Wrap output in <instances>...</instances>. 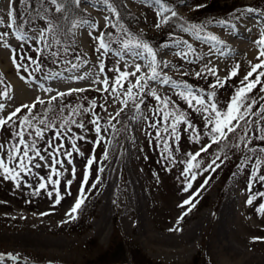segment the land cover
Returning a JSON list of instances; mask_svg holds the SVG:
<instances>
[{
  "label": "rangeland",
  "instance_id": "obj_1",
  "mask_svg": "<svg viewBox=\"0 0 264 264\" xmlns=\"http://www.w3.org/2000/svg\"><path fill=\"white\" fill-rule=\"evenodd\" d=\"M57 2L63 5L61 12L56 11L51 0H12L11 5L9 0H0V33L7 34L0 39V81H3L0 92L7 90L10 97H0V103L4 104L0 119H7L17 108L21 109L7 124L0 125V145L4 146L0 156L8 162L12 146L23 147L19 144L21 138L32 146L28 150L31 163L20 172L18 180L0 175V237L32 236L40 241L67 244L68 248L58 253L69 260L60 264L108 262L101 258L107 251L112 253L121 246L128 263L118 264H134L130 256L133 249L153 264H194L196 260L198 264H242L215 253L209 239L211 230L203 238L199 237L193 247L180 253H170L160 242L183 232L202 214H207L210 221L216 220L228 196L235 193L242 198L237 207V215L240 214L242 219L226 227L228 239L252 256L264 259V212L261 211L264 179L260 178L264 176V163H259L264 160V151H261L264 140L259 139L264 135L261 132L264 114L248 115V123L240 121V127L228 134L227 140L212 143L213 134L207 120L210 113L203 111L204 107L215 103L218 111L226 113L233 97L244 86V77L232 81L222 74L194 73L192 67L184 74L177 70L178 65L159 64L162 68L176 69L181 75L167 79L169 91L152 94L147 99L139 95L142 88L133 89L131 96L126 94V89L136 82L133 77L122 81L124 87L116 86V93H113L115 76L119 72L113 73L110 66L118 54L146 52L155 55L164 47L189 57L191 50L186 42L197 38V30L191 25L198 26L208 20L230 22L236 14L248 12L249 8L255 9L250 13L264 23V0H165L167 6L176 11L175 17L170 13L161 16L160 5L153 0H114L119 17L107 9L104 0H90V3L81 0L79 6L73 5L72 0ZM165 16L168 22L161 23ZM98 20L105 23L96 37H102L109 45L107 51H97V39L91 40L86 47L82 45L80 32L91 30ZM49 27L51 30L45 31ZM17 33L23 34L25 39H18L22 43L18 48L11 47V36L16 38ZM137 42L147 44L152 53L137 47ZM6 50L9 51L5 58L2 54ZM95 60L103 64V71H97L101 80L115 78L110 89L104 91L106 86L98 83L96 78L88 81L86 73L77 75V78L84 77L82 79H73L75 84L86 86L68 88L66 80L70 68L82 64L93 69L90 62ZM55 74L61 75L47 80L49 75ZM157 76L160 79V75ZM19 82L30 86V96L38 93L36 97L19 95L16 89ZM177 84L180 86L176 87ZM213 85L217 86L213 88ZM45 86L52 88L44 90ZM188 87L207 104L201 106L193 102L190 105L180 95L182 91L186 93ZM72 89L84 91H70ZM52 90L57 94H49ZM43 91L47 93L45 96H42ZM213 91L215 96L210 95ZM261 91L258 84L247 93L257 101L252 106L253 113H259L264 107V91ZM125 100L126 107L122 103ZM33 104L34 108L31 107ZM24 105L29 107L24 108ZM130 106L135 107L133 127L129 120H124V114L129 110L126 108ZM6 107L9 111L4 115ZM169 113L172 115L165 121L164 116ZM178 116L183 119L177 123L175 117ZM93 121H97L102 129L99 135ZM173 123H176L175 132L172 131ZM73 142L79 152L72 147ZM208 144L211 147L202 152ZM57 148H60L59 152ZM67 152L72 153L70 158ZM198 152L200 155L193 160L192 156ZM92 157L96 162L92 164L88 183L84 186L85 203L76 218L70 219L66 213L79 197L87 162ZM56 159L63 163H55ZM213 160L216 164L209 167ZM18 165L17 159L12 166L19 171ZM100 168L103 172L98 171ZM97 180L95 188L91 187ZM189 182L191 188L185 190ZM41 184L46 187L40 188ZM57 191L62 197L59 204L55 202ZM129 192H133L138 201L134 213L128 209ZM108 197L106 226L100 233L98 226L104 215L100 209ZM190 198L195 207L184 204ZM249 199L251 204L247 203ZM86 205L87 212L84 213ZM0 248L3 253L9 249L20 253L19 259L13 260L15 264H52L46 258L51 250Z\"/></svg>",
  "mask_w": 264,
  "mask_h": 264
},
{
  "label": "bare ground",
  "instance_id": "obj_2",
  "mask_svg": "<svg viewBox=\"0 0 264 264\" xmlns=\"http://www.w3.org/2000/svg\"><path fill=\"white\" fill-rule=\"evenodd\" d=\"M141 9L143 12L145 11V8ZM236 15L237 16L231 18L230 22H226L224 25H221L218 22H210L209 20L198 25L202 26V28L196 29V41L189 40L186 42V46L191 50L189 57H185L182 54L173 51V49L170 47L162 48L161 52H159V54H155L154 56L149 55L146 52H144L145 55L143 53H139V55H137V53L120 52L121 54L116 56L114 54L115 59L112 61V63H110L111 69L115 74L119 72L118 75L115 76L116 79L119 78L120 73L123 72L128 73V77H133L135 80L141 79L142 84H145L146 82L145 87L139 91V95H144L147 99L150 98L153 93L161 94L169 91L170 88H168L167 83H163L162 81H164V79L178 78L181 74H179V71L177 70H182L184 74L193 70L192 72L194 73H210L212 75L222 74L227 76V78L232 81L242 80L244 75H246L251 70L252 65L260 63L261 60H264V57H260L259 59L257 58L259 56L261 45L255 44V41L260 40L262 33H264V23L260 20L261 18L258 19L256 17L257 15H254L250 12H244ZM104 23L105 21L98 20L95 22L91 30H88L87 32L85 30L84 32H80L82 45L84 47L91 44V42L95 39L99 29L104 26ZM30 37L37 39L36 36L34 37L30 35ZM212 37H216V39L214 40ZM11 39L13 43V46L11 47L18 48L19 45H22V43L20 44L17 37L14 38V36H11ZM11 47H9L10 50ZM8 51L9 50L3 51V57H7ZM90 64L93 65V69H91L89 65L82 64H76V67L70 68V75L67 76L66 80V82H68V88H79L86 86H79V83H74L76 80H78L77 75H81V73H86L85 79L88 81H93V79L96 78L98 83L103 84L102 82L105 79L101 80L99 74H97V71L101 69V65L103 64L97 63L96 60L94 62L91 61ZM159 64L178 65V69H172L171 67L162 68L159 66ZM136 65H140V71L136 70ZM152 67L156 68L158 75H160V79H158L159 76H157L155 79H149V77L152 75ZM190 67H192L191 70H189ZM234 69L237 72L235 76L231 74ZM258 71H264V69H259ZM132 73H135V75H131ZM58 75H49L52 77L50 78L48 76L47 80L52 81L58 78ZM63 75L65 76L66 74ZM253 76L252 80H255L256 74L254 73ZM113 79L115 78L107 79L109 81L107 86L108 88L110 87ZM260 79V85L262 88V85H264V77H261ZM17 85L18 86L16 89H18L19 95L25 94L23 96H30V94H28L30 91V86L27 87L23 82H19ZM48 88L49 86H45L44 90H48ZM56 92L57 91L52 90L51 93L49 92V94H54ZM37 94H32L30 97L34 99ZM43 94L44 95L42 96H45L47 93L43 91ZM128 108L129 110L124 114V120H129L131 127H133V122L135 120V107L130 106L126 109ZM8 111L9 109L6 107V110H3V114L7 115ZM241 199L242 198L239 195L231 193L223 204L222 210L220 211V214L216 220L210 221V217L207 214H202L196 220V222L189 225L183 232L171 236L172 239L161 240L160 242L164 244L167 249L169 248L168 251L170 253H180L183 249L193 247L198 242L199 237L203 238L211 230L209 239L217 255L238 260L242 264H264V259L258 258V255L254 257L244 248H240L239 246L237 247L236 245L232 244V242H230L228 239L229 235L227 232H225L226 227H230L233 222H236V220L238 221V219H242L240 214L237 215V207L239 206ZM108 203H110L109 197L105 199L100 209V213H104L101 224L98 226V231H100V233L105 229L106 226L105 215L109 208L107 205ZM137 204L138 201H136L134 193L129 192V212L134 213L133 208H135ZM0 246L6 249H9L10 247H19L21 249L40 248L47 251L51 250L50 255L44 253V256L47 255V260L52 264H60L61 262L69 260L68 258H65L66 255L58 253L59 251L62 252L68 248L67 244H61L54 241H40L33 238L32 236H25L22 238H11L6 236L0 237ZM4 252L12 253L14 255L20 254L19 252L13 251L11 249ZM0 253H3L1 252V248ZM0 264L15 263L13 260L7 259L6 257L3 262H0Z\"/></svg>",
  "mask_w": 264,
  "mask_h": 264
},
{
  "label": "snow or ice",
  "instance_id": "obj_3",
  "mask_svg": "<svg viewBox=\"0 0 264 264\" xmlns=\"http://www.w3.org/2000/svg\"><path fill=\"white\" fill-rule=\"evenodd\" d=\"M72 2L79 6L81 3V0H72ZM84 2L86 3H90V0H84ZM154 3L159 4L160 5V15L163 16L164 13H170L171 16L175 17L177 15L176 11L173 10L172 8L168 7L167 4L165 3V0H153ZM9 3L11 5L12 0H9ZM51 3L54 4L56 6V11L57 12H61L63 10V5L62 3H58L57 0H51ZM104 4L106 5L107 9L111 12L114 13L117 17H119V11L118 8L116 6H114V0H104ZM248 12H254L255 9L249 8L247 9ZM10 15H13L10 12ZM106 19H110L108 17H106ZM168 22V17H164V19L161 21V23H167ZM219 24L224 25L225 22L224 21H218ZM77 25H74V27H76ZM160 25L157 24V27H159ZM192 29H201L202 26H197V25H191ZM51 27H49L48 29H45V31H50ZM4 35H7L6 33H0V39L3 38ZM17 39L19 40H24L25 36L21 33H17ZM95 39H97L99 41V48L97 49V51H99L100 49H104L105 51H107L109 49V45L107 43H105L104 39L102 37H95ZM212 39H216V37H212ZM256 43H258L259 45H261L260 51H259V56L257 57L258 59L260 57H264V33H262L261 35V39L259 41H257ZM7 46V45H5ZM125 47H129L128 44H125ZM137 47H143L144 49H147V51L149 53H152V49L147 45V44H140L139 42H137ZM137 55H139V53H137ZM154 56V54H153ZM13 59H15V56L13 57ZM154 63V61H153ZM17 67L19 68L20 65H17ZM73 67H76V65H74ZM238 67V66H237ZM259 69H264V60H261L260 63L254 64L251 67V70L244 76V79L242 81L243 83V87H241L236 96L233 97L232 102L230 107L228 108V111L226 113H221L220 111L217 110L215 103L209 105L208 107H204L203 111L205 112H209V116L207 117L208 123L211 125L210 128V132L213 134L211 136L212 139V143H219L221 140H227L228 139V134L233 133L236 131V129L238 127H240V121H244L245 124L248 123L247 121V117L248 115H260V114H264V107L260 108L259 113H253L252 112V106L255 105L257 103L256 100H252L250 97H248L247 93H250L258 84H261V77H264V71H258ZM136 70L140 71V65H136ZM101 71H103V65H101ZM151 72L152 75L149 77V79H155L156 76L158 75L156 68L152 67L151 68ZM256 74V79L255 80H249L250 77L253 76V74ZM233 76H235L237 74L236 70L234 69L231 73ZM131 75H135V73H132ZM197 75H199V73H197ZM129 76L128 73H121L120 77L117 78L114 81V85L112 87V92L116 93V86L123 88L124 85L122 83V81L126 80L127 77ZM84 77H78L77 79H82ZM98 82V81H97ZM163 83H168V80L165 79L164 81H162ZM0 83H3V81H0ZM106 87L104 88V91H108V84L109 81L107 79H105L102 82ZM146 84V82H145ZM145 84L141 83V79H137L136 82L134 84L131 85L130 88L126 89V94L128 96L132 95V90L133 89H141L143 87H145ZM220 84V80H217V85ZM217 85H213V88H215ZM180 85L177 84L176 87H179ZM70 91H84V89H72ZM262 91H264V85H262ZM70 94V93H69ZM60 96L65 95V93H59ZM153 95H155V93H153ZM180 95L190 104L192 105L193 102H195V104H199L201 106H204L205 104H207V101L205 99H203L202 97H198L196 96L192 89L190 87L187 88V92H181ZM210 95L215 96V92L213 91L212 93H210ZM0 97H3L4 99H8L9 97V92L7 90L0 92ZM157 99H160V97H156ZM264 98V97H262ZM52 99H55V97H53ZM40 103H43V101H39ZM94 103V102H93ZM124 107L127 106V101H122ZM165 106H167V102L165 101ZM24 108H28V105H24ZM31 107H35V104H33ZM139 107V106H137ZM4 108V104L0 103V110H2ZM123 110V108L121 109V111ZM21 111L20 108H17L15 111H13L8 117L7 119H0V125H5L8 123V121L12 120V118L14 116H16L19 112ZM214 114V117L213 115ZM117 115H119V113H117ZM172 115L171 113L167 114L164 116V120L167 121L169 119V116ZM176 122H180L183 117L182 116H178L175 117ZM25 123H28L27 117H25ZM41 123H43V121H41ZM93 123L95 124V131L96 133L99 135L102 131L99 123L97 121H93ZM81 127H83V125H80ZM176 129V123L172 124V131L175 132ZM261 132H264V128L261 129ZM18 136H22V133H17ZM37 135H40L39 130H37ZM102 139V138H101ZM241 139H243V137H241ZM260 140H264V135L259 136ZM100 141H97V143H99ZM19 144L22 145V148H17L15 145L12 146V148L9 150L8 152V156H7V161L5 160L4 156H0V175H3L6 179H11V180H18V178L20 177V172L25 170L28 165L31 163V157H29V149H31L32 146L28 145L22 138L19 140ZM4 146L0 145V149H2ZM72 147L75 149L76 152H79V148L76 147L75 142H73ZM211 147V144L206 145L204 148L201 149V151H207V149ZM57 152L60 151V148H57L56 150ZM252 151H255L254 149ZM261 151H264V149H261ZM21 152H23V158L21 157ZM37 155H39V152L37 151L36 153ZM66 155L70 158L72 153L71 152H67ZM200 153H196L195 155L192 156V159L195 160L197 156H199ZM27 158V159H24ZM17 159L19 160V171L17 170L16 167L12 166L16 164ZM40 159H44L43 156H40ZM217 159H219V157H217ZM95 157H92L88 160L87 162V171L85 173V176L83 178L82 181V187L80 189V193H79V197L76 200L74 206L70 209V211L68 213H66V215L69 216L70 219H75L76 218V214L78 213V210L81 208V206L85 203V199H86V194L84 192V186L87 185L88 183V178L91 174V166L93 163H95ZM55 163H60L62 164L63 161L56 159ZM259 163H264V160L260 161ZM258 163V166H259ZM212 164H216V161L213 160L211 162V164L209 165V167H211ZM219 165H217L218 167ZM189 169H191L193 167V165L190 163L189 164ZM198 167V165H197ZM103 168L98 169V171L103 172ZM53 171H55V169H53ZM74 171V170H73ZM57 175H59V173H56ZM195 177L193 176V179ZM261 179H264V176L260 177ZM69 184L71 183V181L68 182ZM96 183H98V180L96 182H94L91 187L95 188ZM46 185L45 184H41L40 188H45ZM191 188V183L189 182L186 189ZM49 195H52L51 192H49ZM57 195V199H56V203L59 204L60 203V199H62V197L60 196L59 191L56 192ZM198 195V193H197ZM194 198V197H193ZM191 199L189 200H185L184 204L188 205L191 204ZM247 203L251 204L252 200L249 199L247 201ZM183 206V205H182ZM191 207H195L194 204H191ZM189 211L191 210V208L188 209ZM261 211L264 212V206H261ZM187 214V213H185ZM67 222V221H66ZM255 239H260V238H254ZM7 257V259L10 260H17L19 259L18 255H14L12 253H0V262H3L5 260V258Z\"/></svg>",
  "mask_w": 264,
  "mask_h": 264
},
{
  "label": "trees",
  "instance_id": "obj_4",
  "mask_svg": "<svg viewBox=\"0 0 264 264\" xmlns=\"http://www.w3.org/2000/svg\"><path fill=\"white\" fill-rule=\"evenodd\" d=\"M73 5H74V3H73ZM72 10H74V7H72ZM86 207H88V205L84 206V213L87 212ZM92 208H93V204L91 205L90 214H92ZM119 248H120V245H119ZM105 255L106 256L102 257L101 259L102 260L108 259L107 260L108 262H102L101 261L100 264L128 263V258L125 255V251H123L122 246H121V249L114 251L112 253H110V251H107L105 253ZM107 256H109V257L106 258ZM130 256H131V260L134 264H153L152 261H150L148 258L142 256V254L136 249L130 250ZM156 264H160V263H156ZM194 264H198L197 260H196V262H194ZM204 264H206V263L204 262Z\"/></svg>",
  "mask_w": 264,
  "mask_h": 264
}]
</instances>
